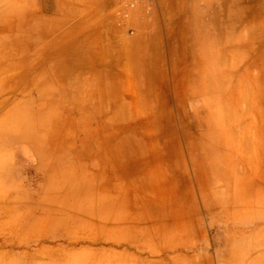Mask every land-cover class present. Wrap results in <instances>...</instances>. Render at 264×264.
I'll return each mask as SVG.
<instances>
[{"label":"crops","instance_id":"obj_1","mask_svg":"<svg viewBox=\"0 0 264 264\" xmlns=\"http://www.w3.org/2000/svg\"><path fill=\"white\" fill-rule=\"evenodd\" d=\"M199 1L173 0L171 54L156 2L0 0V93L61 108L41 141L0 130V187L62 189L93 242L32 263L264 264V46L246 6Z\"/></svg>","mask_w":264,"mask_h":264},{"label":"rangeland","instance_id":"obj_2","mask_svg":"<svg viewBox=\"0 0 264 264\" xmlns=\"http://www.w3.org/2000/svg\"><path fill=\"white\" fill-rule=\"evenodd\" d=\"M185 2L189 3V0H185ZM199 3H202V0ZM208 3L229 4L231 7L246 6V11H232L230 13L231 20L236 21L235 27L238 28L237 23L244 16L251 15V19H255L258 24L257 27H251L250 31L253 30L257 33V38H260L261 45L264 46V0H208ZM156 5H159V8L164 7L166 9L169 50L171 54H174L177 47H175L173 36V0H156ZM151 9L154 10L153 7ZM235 27H233L234 30ZM155 29H151L149 34H152ZM157 42H159V37L154 34L151 38V45L148 46L149 50L150 48L151 50L157 48ZM46 94L45 91L1 92L0 130L15 132L19 136L29 139V141L35 138L41 141L43 136L40 135H44L46 131H49L51 126V122L49 123L50 113L47 111L49 109L44 106ZM60 113L61 108L53 110V120H55L53 124L51 123L53 131L61 130V124L57 117L60 116ZM21 141L25 142L27 140L23 138ZM51 158L59 159L60 156H52ZM0 159L5 160V157L2 156ZM12 159L16 163L15 167L21 168L23 179H40L41 169L35 172L33 166L35 167L36 162L33 156H13ZM20 159H27L28 163L20 162ZM57 164L53 165V169L60 173L61 165ZM0 166L2 165L0 164ZM61 177L60 173V176L52 177V179H61ZM61 191L62 189L0 187V264H36L32 261L47 260L46 254L39 251V247L44 245L54 249L63 248L65 252L66 250L93 244L84 235L86 229L83 228V225L85 222H81L80 225L77 218H75L76 215L72 213L71 205L62 203ZM31 194L36 195L37 200L31 199ZM43 228L44 231L47 229L45 234L32 235L26 232L33 231L32 229L34 231H36L35 229L42 230ZM56 228H64L67 233L72 232L75 236L70 237L67 233L61 234L55 230ZM62 252L55 254L54 257L57 259L62 258ZM73 259H78L76 254Z\"/></svg>","mask_w":264,"mask_h":264},{"label":"built area","instance_id":"obj_3","mask_svg":"<svg viewBox=\"0 0 264 264\" xmlns=\"http://www.w3.org/2000/svg\"><path fill=\"white\" fill-rule=\"evenodd\" d=\"M117 13L121 20L125 21L129 17L130 10L142 6L146 10H151L155 5L156 0H118Z\"/></svg>","mask_w":264,"mask_h":264}]
</instances>
